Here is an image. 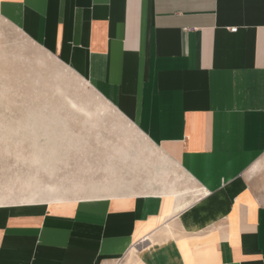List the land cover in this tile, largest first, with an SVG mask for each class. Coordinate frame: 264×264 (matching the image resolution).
<instances>
[{"label":"crops","instance_id":"obj_1","mask_svg":"<svg viewBox=\"0 0 264 264\" xmlns=\"http://www.w3.org/2000/svg\"><path fill=\"white\" fill-rule=\"evenodd\" d=\"M0 24L151 149L76 197L0 204V264H264V0H0Z\"/></svg>","mask_w":264,"mask_h":264},{"label":"rangeland","instance_id":"obj_2","mask_svg":"<svg viewBox=\"0 0 264 264\" xmlns=\"http://www.w3.org/2000/svg\"><path fill=\"white\" fill-rule=\"evenodd\" d=\"M102 103L107 100L87 81L21 32L0 24V196L17 199L35 190L45 199L54 194L62 199L76 197L86 183L111 177L105 170L120 167V152L137 157L146 166L148 144L130 138V127L102 109ZM37 153L48 155L42 163L51 164H34ZM133 160L121 164L124 175L149 181L151 170ZM257 162L251 182L264 202V153ZM172 179L176 177L170 176L169 181ZM192 186L189 183L184 189ZM10 202L2 204L31 203ZM49 202L53 201H32Z\"/></svg>","mask_w":264,"mask_h":264},{"label":"bare ground","instance_id":"obj_3","mask_svg":"<svg viewBox=\"0 0 264 264\" xmlns=\"http://www.w3.org/2000/svg\"><path fill=\"white\" fill-rule=\"evenodd\" d=\"M69 69V68H68ZM70 71V70H69ZM73 72V71H72ZM83 79V78H82ZM74 104V103H73ZM72 104V105H73ZM108 105H109V103H108ZM75 106V105H74ZM73 106V107H74ZM77 106V105H76ZM108 107V106H107ZM110 107V106H109ZM82 108V107H81ZM44 112V111H43ZM46 112V111H45ZM44 112V113H45ZM83 112H85V111H83ZM54 113V112H53ZM93 113V112H92ZM105 113V112H104ZM83 117V116H82ZM29 123V122H28ZM17 129H19V128H17ZM21 129V128H20ZM16 131V130H15ZM44 139V138H43ZM11 142V141H10ZM44 142V141H43ZM30 148V147H29ZM22 153V152H21ZM36 153V152H35ZM72 153V152H71ZM79 155V154H78ZM33 156V155H32ZM45 156V159H46V157H49L48 155H46V154H43V155H41L40 153H37V154H34V164H39V165H50L48 162L47 163H45V164H43L42 162H43V157ZM32 161V160H31ZM28 162H29V160H28ZM53 165V164H52ZM93 166V165H92ZM43 167H46V166H43ZM68 168V167H67ZM258 168V162H256L254 165H253V167H252V169H257ZM61 169V168H60ZM29 173V172H28ZM29 181V180H28ZM27 181V182H28ZM36 181V180H35ZM32 181H30V183H31ZM27 185H29V184H27ZM34 186V185H33ZM37 186V185H36ZM40 186H42V185H40ZM39 186V187H40ZM25 187V186H24ZM30 187V186H29ZM32 188V187H31ZM25 189V188H24ZM23 189V190H24ZM34 189H35V186H34ZM49 189H51V187H49ZM60 189V188H59ZM38 190V189H37ZM61 190V189H60ZM51 192V190H48V192ZM22 192V191H21ZM26 192H27V190H26ZM54 191H52V193H53ZM20 193V192H19ZM24 193V192H23ZM45 193V192H44ZM61 193V192H60ZM69 193V192H68ZM71 193V192H70ZM76 194L78 193V192H75ZM22 194V193H21ZM20 194V195H21ZM39 194H40V192L38 193V192H36L35 190L33 191H30L29 193H28V195L26 196H21V197H18L17 199H15V197L13 198V197H10L9 195H1L0 196V204H2V203H4V201H5V203L6 202H31L32 203V201H42V200H52V201H56V200H60V199H62L63 197H61L60 195H58V194H54V196L52 195V197L49 195V194H47V192H46V195H49L50 197H47V198H49V199H45V197L43 198V197H40L39 196ZM19 195V196H20ZM45 195V196H46ZM175 202H177L178 201V199H179V197L176 195L175 197ZM10 202V203H11ZM54 203V202H53ZM29 204V203H28ZM178 211V205H177V203H175V205H174V208H173V210H172V212H177Z\"/></svg>","mask_w":264,"mask_h":264}]
</instances>
